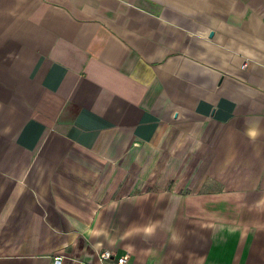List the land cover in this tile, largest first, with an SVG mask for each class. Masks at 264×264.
<instances>
[{
    "label": "crops",
    "instance_id": "0c3cea01",
    "mask_svg": "<svg viewBox=\"0 0 264 264\" xmlns=\"http://www.w3.org/2000/svg\"><path fill=\"white\" fill-rule=\"evenodd\" d=\"M103 248L264 264V0H0V264Z\"/></svg>",
    "mask_w": 264,
    "mask_h": 264
},
{
    "label": "built area",
    "instance_id": "2783aa9c",
    "mask_svg": "<svg viewBox=\"0 0 264 264\" xmlns=\"http://www.w3.org/2000/svg\"><path fill=\"white\" fill-rule=\"evenodd\" d=\"M98 257L101 262L110 260L112 264H133L129 252L120 255H113L109 249L103 248L98 252ZM50 264H63V255H54Z\"/></svg>",
    "mask_w": 264,
    "mask_h": 264
},
{
    "label": "clouds",
    "instance_id": "9594fccd",
    "mask_svg": "<svg viewBox=\"0 0 264 264\" xmlns=\"http://www.w3.org/2000/svg\"><path fill=\"white\" fill-rule=\"evenodd\" d=\"M253 135H254V133H253Z\"/></svg>",
    "mask_w": 264,
    "mask_h": 264
}]
</instances>
